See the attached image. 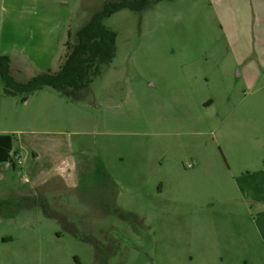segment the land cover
I'll return each instance as SVG.
<instances>
[{
	"label": "rangeland",
	"instance_id": "rangeland-1",
	"mask_svg": "<svg viewBox=\"0 0 264 264\" xmlns=\"http://www.w3.org/2000/svg\"><path fill=\"white\" fill-rule=\"evenodd\" d=\"M44 1L0 0L20 83L46 71L25 62ZM109 1L71 0V27ZM102 24L114 56L75 97L23 106L0 84V131H20L0 164V264H264L243 180L264 188V0H160Z\"/></svg>",
	"mask_w": 264,
	"mask_h": 264
},
{
	"label": "trees",
	"instance_id": "trees-1",
	"mask_svg": "<svg viewBox=\"0 0 264 264\" xmlns=\"http://www.w3.org/2000/svg\"><path fill=\"white\" fill-rule=\"evenodd\" d=\"M160 0H118L106 2L95 12L70 40L64 43L65 52L55 71L47 70L25 83L10 75L9 59L0 55V84L5 96L17 97L21 103L34 92L49 88L60 97L70 99L85 90L92 79L99 75L101 66L111 62L114 56L115 33L102 21L122 9L141 11ZM13 135L0 134V163H12Z\"/></svg>",
	"mask_w": 264,
	"mask_h": 264
},
{
	"label": "crops",
	"instance_id": "crops-1",
	"mask_svg": "<svg viewBox=\"0 0 264 264\" xmlns=\"http://www.w3.org/2000/svg\"><path fill=\"white\" fill-rule=\"evenodd\" d=\"M44 3L57 5V9H55L54 11L53 10L46 11L38 17L37 15L34 14L35 19H34V24L32 26V37L29 38L32 45V47L30 48L31 54L29 56L32 58L28 59V57L25 56L26 58L25 62L27 65L26 67L31 66L40 69L41 67L45 66L46 68L43 69L47 71L50 70L49 68H51V65H54L55 62H60V59L65 52L64 43L67 39V34L68 33L70 34V39H73L72 42H74L75 33L89 21V19L95 12H93V14L90 15L88 20L84 22H79L78 26L72 28L71 27L72 21L74 19V15L76 14V11L74 8H72L71 10L68 7H66L71 4V0H45ZM20 28H22V24L20 25ZM21 50L22 49H20V51ZM46 54H51L52 55L51 58L49 57V59L46 60L45 58ZM44 60L45 61L49 60V61L46 64ZM9 63H11V58ZM22 104L23 106H27L28 98ZM245 111L248 113L249 117L255 116L256 113L258 112V110L255 107H249ZM17 132L20 131L17 130L16 128H9V130H1L0 134L14 135ZM0 164H5V163H0ZM244 175H245L243 176L244 178L242 177L245 182L244 187L247 192L251 193L250 195L251 201L257 204L259 207V210L256 212L257 218H254V221L256 223V227L260 229L262 239H264V208H263L264 188L263 186L258 188L259 189L258 192L256 188L258 183H255V181L253 182L251 180L253 178V175L250 176L248 172Z\"/></svg>",
	"mask_w": 264,
	"mask_h": 264
},
{
	"label": "built area",
	"instance_id": "built-area-1",
	"mask_svg": "<svg viewBox=\"0 0 264 264\" xmlns=\"http://www.w3.org/2000/svg\"><path fill=\"white\" fill-rule=\"evenodd\" d=\"M18 163H20L19 159H17Z\"/></svg>",
	"mask_w": 264,
	"mask_h": 264
}]
</instances>
